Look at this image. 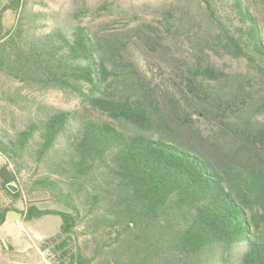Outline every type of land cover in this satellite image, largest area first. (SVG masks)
<instances>
[{"label":"trees","instance_id":"trees-1","mask_svg":"<svg viewBox=\"0 0 264 264\" xmlns=\"http://www.w3.org/2000/svg\"><path fill=\"white\" fill-rule=\"evenodd\" d=\"M202 1L210 38L194 32L186 46L173 13L116 33L8 0L3 11L18 17L12 29L0 18V74L106 117L43 107L0 126L13 179L27 173L30 195L65 208L0 205V225L9 211L59 216L60 233L40 245L51 264H264V21L248 0ZM214 46L249 70L217 67Z\"/></svg>","mask_w":264,"mask_h":264},{"label":"rangeland","instance_id":"rangeland-1","mask_svg":"<svg viewBox=\"0 0 264 264\" xmlns=\"http://www.w3.org/2000/svg\"><path fill=\"white\" fill-rule=\"evenodd\" d=\"M255 8L261 19L264 21V0H248ZM205 3L202 0H27V7L34 12H44L52 14L63 21L69 20L71 16L77 15L83 25L90 29L123 33L131 31L134 27L139 25H151L161 27L164 16L167 13H173L181 18V24L184 32L187 34L183 38L184 44L189 45L188 37L194 32L201 33V35L209 39L211 35V22L207 14ZM8 6V0L0 3V18L3 26L7 29H12L16 26L18 15L12 11H3L4 7ZM212 61L217 67L221 68L227 73H246L249 70L248 63L243 59H235L226 54L222 49L214 46V49L208 50ZM132 55L140 64L146 68L143 57L139 51L132 48ZM5 90L9 98H14L15 103L4 101L1 96V91ZM43 107H51L57 110H78L90 111L93 115L106 118L99 112L93 110L89 104L82 99L75 97L69 93L60 90L43 89L40 87L25 84L19 81H12L0 74V126H5L4 118H25L29 115L40 112ZM264 119V115L259 117ZM205 132L209 133L219 143L228 146L230 140L222 136L217 130H213L207 123H202ZM0 156V172L6 166V159ZM11 172H14L13 167H7ZM15 173V172H14ZM25 181H22L21 176H18L14 182L22 189L23 197L18 202H11L9 195L0 190V203L8 204L13 207L26 208L30 202H40V208H53L64 210V206L60 203L51 201L47 195L34 194L30 195V187L28 183V174H23ZM1 182V181H0ZM6 204V203H5ZM36 221L31 223H22L20 227L11 219L6 223L4 230L13 232L18 235L20 233L38 231L53 235L57 233V223H60V218L56 217L54 226H50L49 230H45L47 220ZM57 229V230H56ZM57 231V232H55ZM7 243V241H5ZM8 244V243H7ZM25 242H19L18 249L24 247ZM9 246V244H8ZM47 257V253H45ZM0 264H45L39 259L38 251L31 250L29 252L21 253L13 250L9 252L0 237Z\"/></svg>","mask_w":264,"mask_h":264},{"label":"crops","instance_id":"crops-1","mask_svg":"<svg viewBox=\"0 0 264 264\" xmlns=\"http://www.w3.org/2000/svg\"><path fill=\"white\" fill-rule=\"evenodd\" d=\"M1 156V155H0ZM3 162V157H2V161L1 163ZM10 201H6L4 204H1L2 206H5V205H9ZM16 209L18 210H25V207L23 208H18L15 206ZM58 217L60 218L59 216H52V215H47V216H44L40 219H37V220H33V221H30V222H26L25 219H24V216L18 212H15V211H9L7 214H6V217H5V222L0 225V237H1V240H4V241H7V243L9 244V246L15 250L16 252H21V253H25V252H29L31 250H36L38 251V255H39V259L41 260V262H44L45 264H51L50 261L48 260V258L45 256V253H43L41 250H40V245L41 243H43L46 239H49L51 237H54L56 235H58L60 233V230H61V224H62V220L60 218V223L58 224L57 223V229H58V232L57 233H53V235H49V234H46L44 231L41 233V232H38V231H31V232H25L23 231V233H20L18 235H15L13 234V232H9V231H5V233H3L2 231L4 230L5 228V225L6 223L11 219L12 221H14L18 227H20L22 225V223H31V222H36V221H44L46 222L45 220H47V225H46V231L49 230L50 226H54L56 224L55 222V218ZM56 229V230H57ZM19 242H25V244L23 245L24 247L18 249L17 246L19 247Z\"/></svg>","mask_w":264,"mask_h":264},{"label":"water","instance_id":"water-1","mask_svg":"<svg viewBox=\"0 0 264 264\" xmlns=\"http://www.w3.org/2000/svg\"><path fill=\"white\" fill-rule=\"evenodd\" d=\"M1 175L5 178V180L8 182L7 184V188L8 190L11 192V193H16L19 191V187L15 184L13 178H14V175L13 173L10 171L9 168L5 167L1 170ZM4 246L6 249H9V246L8 244L2 240Z\"/></svg>","mask_w":264,"mask_h":264}]
</instances>
